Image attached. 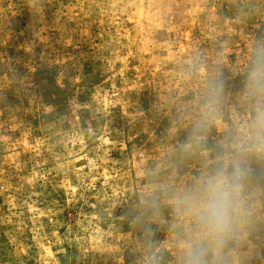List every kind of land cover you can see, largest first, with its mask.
Returning a JSON list of instances; mask_svg holds the SVG:
<instances>
[{"label":"rangeland","instance_id":"obj_1","mask_svg":"<svg viewBox=\"0 0 264 264\" xmlns=\"http://www.w3.org/2000/svg\"><path fill=\"white\" fill-rule=\"evenodd\" d=\"M261 39L264 0H0V264H176L170 210L133 218L149 177L199 169L185 70L234 99ZM237 259L264 264V205Z\"/></svg>","mask_w":264,"mask_h":264},{"label":"clouds","instance_id":"obj_2","mask_svg":"<svg viewBox=\"0 0 264 264\" xmlns=\"http://www.w3.org/2000/svg\"><path fill=\"white\" fill-rule=\"evenodd\" d=\"M185 74L196 91L177 152L181 160L198 159L199 169L187 184L177 182L175 171L149 177L133 219L143 223L170 210L176 264H238L253 213L264 205V39L251 49L234 99L218 66L202 72L196 64ZM214 130L222 138L209 149Z\"/></svg>","mask_w":264,"mask_h":264}]
</instances>
